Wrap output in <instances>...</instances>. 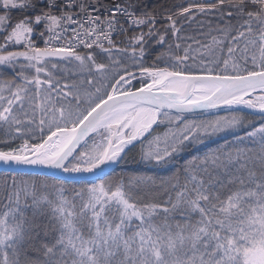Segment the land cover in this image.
Returning <instances> with one entry per match:
<instances>
[{
    "label": "snow or ice",
    "instance_id": "snow-or-ice-1",
    "mask_svg": "<svg viewBox=\"0 0 264 264\" xmlns=\"http://www.w3.org/2000/svg\"><path fill=\"white\" fill-rule=\"evenodd\" d=\"M0 264H264V0H0Z\"/></svg>",
    "mask_w": 264,
    "mask_h": 264
},
{
    "label": "trees",
    "instance_id": "trees-1",
    "mask_svg": "<svg viewBox=\"0 0 264 264\" xmlns=\"http://www.w3.org/2000/svg\"><path fill=\"white\" fill-rule=\"evenodd\" d=\"M187 2H190V0H152V3L153 4H165L167 5L168 7H171L172 4H180V3H187ZM129 169H132V168H136L137 166L136 165H128L127 166ZM117 172L120 171L119 168H117L116 170Z\"/></svg>",
    "mask_w": 264,
    "mask_h": 264
},
{
    "label": "rangeland",
    "instance_id": "rangeland-1",
    "mask_svg": "<svg viewBox=\"0 0 264 264\" xmlns=\"http://www.w3.org/2000/svg\"><path fill=\"white\" fill-rule=\"evenodd\" d=\"M220 114H222V115H223V114H226V113H224V112L222 111Z\"/></svg>",
    "mask_w": 264,
    "mask_h": 264
}]
</instances>
